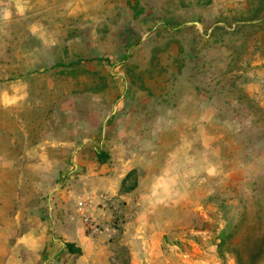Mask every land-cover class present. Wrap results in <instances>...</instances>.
<instances>
[{"label":"rangeland","instance_id":"374dc122","mask_svg":"<svg viewBox=\"0 0 264 264\" xmlns=\"http://www.w3.org/2000/svg\"><path fill=\"white\" fill-rule=\"evenodd\" d=\"M156 1L146 0L147 12L163 11ZM210 6L194 5L190 14L175 15L169 20L173 29L160 23L150 29L147 23L130 34L135 48L115 33L114 45L105 41L100 49H84L68 48L64 29L73 26L66 19L68 1L0 0V168L35 170L49 139L64 144L83 137L98 144L101 130L102 141H109L101 148L112 151L113 123L121 113H133L136 122L143 113L140 102L152 118L182 104L201 124L190 153L193 164L186 161L182 174L168 182L182 180L189 189L182 204L186 225L169 229L158 256L135 249L133 264H264V0H215ZM56 39L64 47L51 43ZM92 56L103 60L86 62ZM141 126L137 131L143 133ZM190 140L189 135L185 141ZM154 162L148 173L158 169ZM57 164L66 169L59 183L80 184L78 176L70 179L77 173L71 162ZM142 173L131 169L117 194L101 192L124 206L119 193L131 194ZM28 174L25 194L32 211L35 177ZM93 208L101 210L107 226L89 215L97 231L85 232L104 237L101 244L111 252L107 264H130L128 249L118 241L128 220L116 222L109 208ZM110 229L117 230L110 234Z\"/></svg>","mask_w":264,"mask_h":264},{"label":"crops","instance_id":"0c3cea01","mask_svg":"<svg viewBox=\"0 0 264 264\" xmlns=\"http://www.w3.org/2000/svg\"><path fill=\"white\" fill-rule=\"evenodd\" d=\"M65 1L72 6L66 18L72 20V29H64V35H67L65 39L70 43L68 48L100 49L105 41L114 45L115 33L123 34L126 46L135 48L137 44H131L133 39L130 34L141 32L148 27L147 23L151 22L150 29H154L157 23L170 26L169 20L175 15L184 17L190 14L187 10L194 5L212 8L210 5L215 0H160L163 11L156 14H153V10L147 12L150 3L146 0ZM173 25L171 24V29L176 26ZM59 42H63L62 39L51 43L56 47H64L56 45ZM97 57L92 56L86 62L103 60ZM127 92L126 89L118 96V105L126 99ZM145 104L140 102L141 107L138 110L143 113H137L139 118L136 122L133 120V113H121L119 119L113 123L110 138L113 143L112 151L109 149L106 152L101 148V144L108 141H102L104 130H101L98 144L83 137L66 140L64 144L58 138L49 139L48 149L44 152L38 150L35 170L20 167L0 168V264H107L111 252L101 244L104 237H91L85 232L84 224L75 214L74 201L79 196L85 197L101 191L117 194L120 180L131 169L138 171V167L143 172L142 178L140 177L132 193H119L118 196L126 203L122 220H128L123 224L124 231L118 241L128 249L130 264L136 262L133 251L138 248L144 251L146 249V254L150 252L151 255L158 256L156 251L163 247L169 229L175 231L186 225L182 204L185 200L184 193L189 189L182 180L175 184L168 182L178 172L182 174L186 161L193 164L190 153L194 151L192 145L196 144V125L201 124L198 120H191L192 116L190 117L186 106L182 104L157 112L153 118V114H147ZM192 108V115L196 117V106ZM114 109L115 114H120L116 111V105ZM211 123H207L208 126ZM141 124H144L143 133L137 131L142 129ZM189 129V133L185 131ZM189 135L192 140L186 142ZM55 140L58 141L53 144ZM57 145L61 148H57ZM102 156L105 157L103 161ZM15 157L12 155L10 159ZM154 160L159 161V167L148 173L149 167L155 163ZM58 161L71 162L72 169L77 173L70 176V179L78 176L80 184L73 185L72 181H68V186L64 187L62 182L59 183L66 169L57 168ZM108 162H112L110 169L107 168L110 166ZM29 172L35 177L31 181L32 200L36 199L32 211H28L31 202H26L25 194L24 177ZM228 176L231 177L230 174ZM14 193L17 194L15 201ZM14 202L15 212L12 211ZM92 209L89 211L92 219L101 226H107L103 224L107 219L101 216V210ZM96 231L95 229L94 232ZM66 244H72L79 253H69ZM214 249L210 245L207 248L209 252ZM114 256L121 255L116 252Z\"/></svg>","mask_w":264,"mask_h":264},{"label":"built area","instance_id":"2783aa9c","mask_svg":"<svg viewBox=\"0 0 264 264\" xmlns=\"http://www.w3.org/2000/svg\"><path fill=\"white\" fill-rule=\"evenodd\" d=\"M94 206L95 207L99 206L100 208H109L114 215L113 217L115 218V221L121 222L124 206L120 205L119 200L102 192H98L95 194H88L85 197L79 196L74 201V210H75V214L80 218L81 222L84 224V226L86 227L85 229H87V231L92 233L96 229V224H93V221L89 216V211ZM116 226L117 225H115V227ZM116 230L110 229L109 232L110 234H114ZM85 264H90V263H85Z\"/></svg>","mask_w":264,"mask_h":264},{"label":"trees","instance_id":"16d2710c","mask_svg":"<svg viewBox=\"0 0 264 264\" xmlns=\"http://www.w3.org/2000/svg\"><path fill=\"white\" fill-rule=\"evenodd\" d=\"M104 158H105V157L102 156L101 160L103 161ZM127 177H130V175L127 174V175H126V178H127ZM65 247H66V250H67L69 253H79V250H77L76 248H74L72 244H66Z\"/></svg>","mask_w":264,"mask_h":264}]
</instances>
